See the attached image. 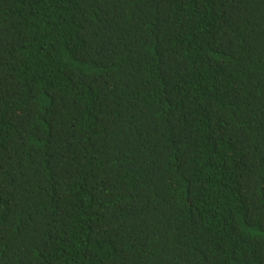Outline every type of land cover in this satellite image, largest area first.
I'll return each instance as SVG.
<instances>
[{
	"label": "trees",
	"instance_id": "16d2710c",
	"mask_svg": "<svg viewBox=\"0 0 264 264\" xmlns=\"http://www.w3.org/2000/svg\"><path fill=\"white\" fill-rule=\"evenodd\" d=\"M0 264H264V0H0Z\"/></svg>",
	"mask_w": 264,
	"mask_h": 264
}]
</instances>
